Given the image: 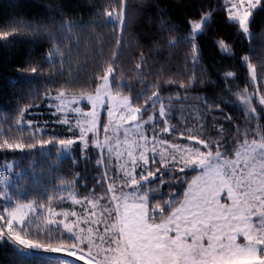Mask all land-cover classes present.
Segmentation results:
<instances>
[{"label":"trees","instance_id":"16d2710c","mask_svg":"<svg viewBox=\"0 0 264 264\" xmlns=\"http://www.w3.org/2000/svg\"><path fill=\"white\" fill-rule=\"evenodd\" d=\"M229 9L228 0H0V33H13L8 40H0V144L36 145L23 150L0 147V168L14 164V173L21 175L11 190V204L73 209L71 203L63 204L64 187L77 199L96 202L104 197L106 200L98 203L100 209L103 201L108 203L107 177L104 168L96 164L97 151L89 148L85 160L81 147L76 146L71 157L59 159L57 144L41 145L39 141L70 138L63 126L54 123L58 118L47 97L59 92L72 96L95 93L102 69L110 64L117 75L112 90L129 96L133 106H141L142 98L151 95L149 86H156L160 99L147 101L149 111L141 119L159 117L163 103L164 118L174 128L171 140L177 137L194 146L201 140L223 144L221 153L232 157L244 139H264V104L260 103L264 97V0L252 10L249 36L230 19ZM109 12L122 14L126 32L117 28L114 18L107 17ZM209 12L207 26L197 37L199 64L194 66L189 62L192 45L187 38L192 23ZM65 24H70L71 30ZM165 24L175 30L172 38H183L175 46L162 35ZM36 29L53 36H38ZM219 41L229 46L233 55L222 52ZM244 56L257 70L254 81L241 60ZM228 72L234 77H226ZM181 84L190 86L182 88ZM241 93L253 95L251 108L241 103ZM21 120L44 125L49 132L32 135L27 127H19ZM195 175L165 172L163 178H172V186L162 188L160 194L174 193L180 201ZM46 232L31 234L29 239L44 242ZM0 264L54 263L39 256H21L10 243L0 242Z\"/></svg>","mask_w":264,"mask_h":264},{"label":"snow or ice","instance_id":"6c2138e0","mask_svg":"<svg viewBox=\"0 0 264 264\" xmlns=\"http://www.w3.org/2000/svg\"><path fill=\"white\" fill-rule=\"evenodd\" d=\"M231 3V0H229ZM247 3V7L243 12L239 11L237 4H232L228 10V15L231 20L239 25L242 33H249V18L252 16V10L260 5V0H240V5ZM123 3L121 7H123ZM108 18H114L117 28H123L124 32L127 31V23L122 19V14L109 12L106 14ZM212 13L209 12L204 15L198 22H193L191 25L192 31L188 36V42L192 45L190 49L189 62L193 65L199 64V46L197 44L198 35L207 26ZM31 28V25H27ZM64 27L71 30L70 24H65ZM36 34L46 35L52 38V33H45L43 29H36ZM11 32L0 33V40H8L12 36ZM162 35L169 37V45L175 46L183 38L174 39L175 30L168 27L166 24L162 25ZM220 50L228 55H233L229 46L225 45L222 41L216 42ZM251 47V46H250ZM242 62L251 70V78L254 81L256 78V68L251 64L250 58L244 56L241 58ZM118 63V59L116 60ZM137 69L140 68L138 64ZM33 73L37 72L36 68H32ZM261 71L264 72V59H261ZM102 75L98 77L100 85L95 89L96 95L82 96L81 99L88 100L92 103V111L87 113L89 123L80 129L79 141L82 144L81 156L87 159V151L89 142L86 139V134L92 132L96 137L93 144L97 149L103 151L111 148L109 137L107 133L108 127H104L103 131L106 133L103 141L99 139L100 127L98 126V113L97 108H103L100 103L103 97H108L110 100H117L119 93L116 95L111 94V84L117 79L116 69L110 64L106 69H102ZM226 77H234L231 72L225 73ZM170 82V81H169ZM182 88L188 86L181 84ZM155 85H150L149 90L151 95H145L142 98L141 106H133V102L128 96H119L118 109L120 115L117 117L122 122H136L139 118L147 115L149 108L147 101L155 98L160 99V93L155 90ZM64 92H59L57 99H62ZM250 99V98H249ZM245 100V103H248ZM260 103L264 104V97L260 98ZM207 105V101H205ZM209 107L211 105H208ZM117 109H107L108 116L111 118L113 112ZM57 111H61L57 108ZM72 111L80 112L79 108H73ZM254 112L255 110L252 109ZM159 116L164 118L167 116L165 106L163 103L159 108ZM153 121V117L149 116L145 123ZM59 123L71 125L68 119L60 120ZM111 124L112 121L109 120ZM159 123V121H156ZM140 125L137 124V127ZM120 125L117 124L113 132H118ZM169 131L167 124L163 129L153 127V132ZM248 133H245V137ZM194 139V137H189ZM140 141L137 143L139 152L134 154L130 149L127 151V156L130 160L131 168L122 166L123 185L119 187L121 195L117 196L118 190L116 182L111 179L107 185V192L112 193L108 197V207H105L104 214L112 217L115 213L116 223L110 227L114 230L115 234L111 235L108 240L104 236H99L97 241L91 235L92 228L88 229V235H81L84 230L80 229L79 232L74 231V224L65 223L64 220L48 219L47 224H62L67 233L72 234L73 239L65 242L61 238V234L57 231L55 235L50 230L43 235V241L40 239H25L16 231V227H20L21 231L27 228V211L33 208L32 204L19 205L15 210L8 211L7 215H0V235L3 234L4 228H7L9 238L15 233L14 240L19 245L24 246L25 250H19L21 256L30 255H44L49 259L55 254L58 264H69L67 258H62L60 254L66 253V257H76L77 260H85V264H93L95 257L93 256V247L95 246L96 257L101 259L96 261V264H264V139L257 141L252 140L251 145H248L247 139H244V152L239 151L235 153L237 159L234 161H226L229 167L221 168L214 166L213 162L220 160L222 156L227 153H221L220 148L224 147L223 144H207L205 141H199L203 144L206 151H190L181 149L179 145H172L176 153H180L179 158L176 154L167 152V146L164 152L160 153L159 161L152 160L153 167H149L150 159L147 154L149 141L147 137L141 133ZM56 142L53 139L47 141L40 140L39 143L52 144ZM155 136L151 141L153 149L156 144ZM76 140L59 139L58 144L65 149L71 148ZM163 144V141H160ZM239 144L240 141H237ZM9 149L23 150L25 147L34 148L35 143L24 145L17 143L15 145L9 144L4 141L0 147ZM215 147L217 150L215 154L211 148ZM257 148L259 152L257 153ZM184 152H189L184 155ZM255 153V155H252ZM117 156L122 155L117 151ZM163 166L170 173L178 171L183 173L185 169H201V175L192 180V186L199 185L201 181L204 184L200 188L201 195L189 199L192 196L191 191L186 194L183 202L179 201L174 193L169 194V197L163 202L150 200V194L155 193L157 188L149 187V181L156 179L157 174L160 177V184L167 183L164 181L163 171L161 167L155 166L156 164ZM97 165H104L105 159L98 157ZM171 165V166H170ZM242 165V167H241ZM137 167L141 170L136 172ZM247 175H245V170ZM211 176L208 180L206 177ZM227 177V178H226ZM175 178V177H174ZM100 179H103L101 177ZM181 183H185L182 177H179ZM125 187L132 188L133 192L124 193ZM227 189V196L232 201L231 206L221 205L219 202V194L222 190ZM76 203H81L77 200ZM91 203V201H90ZM179 204V207H175ZM95 206V205H94ZM175 208V210H172ZM25 209L27 211H25ZM51 212V209H48ZM76 216V213H71ZM95 215V213H93ZM253 217H258L253 220ZM16 221V227L13 222ZM159 221V222H157ZM91 224L98 223L97 220H90ZM78 223V222H77ZM22 226V227H21ZM105 233L109 232V226H105ZM175 233V235H171ZM240 236H243L246 243H237ZM191 238L189 242L188 238ZM205 239L207 243H205ZM107 243V248H102L100 245ZM114 245V246H113ZM87 247L85 253L84 248ZM79 253V255H78ZM87 257V259H85ZM74 264V262H72Z\"/></svg>","mask_w":264,"mask_h":264},{"label":"rangeland","instance_id":"374dc122","mask_svg":"<svg viewBox=\"0 0 264 264\" xmlns=\"http://www.w3.org/2000/svg\"><path fill=\"white\" fill-rule=\"evenodd\" d=\"M259 6L260 5H258L257 8ZM251 18L252 16L249 18V21H251ZM11 25H14V24H11ZM246 35L249 36V33H246ZM118 93H119V96H127V95L122 94L121 92H118ZM111 94L112 95L117 94V92H114L112 90V84H111ZM87 95H90V94L72 96L64 92V96L62 99H57L58 93L47 97L49 108L52 110V114L56 116L57 118H59L60 120L68 119L72 130L71 131L69 130V124L59 123L58 121L57 122L55 121L54 123L60 126H63L66 129V132L68 133L70 138L77 141V143H75L71 148H68V149H65L62 146H60L57 141L52 143V145L57 144L59 147V150H60L59 159L71 157L73 155V150L74 148H76V146H80L82 149V144L79 141L80 129L77 127V124H79L81 127H85L89 123L90 118L87 117V113L92 111V103L88 100L81 99L82 96H87ZM91 95L95 96L96 92ZM119 96L117 97V100H110L106 96L103 97L100 101V103L103 105V108H99V107L97 108L98 126L100 127L99 139L101 141L104 140L106 133L103 131V129L104 127H108L109 131L107 133V136L109 137L110 145L113 150L109 152L107 147L104 148L103 151H101L100 149H97L93 144L96 137L93 135L92 132H88L86 134V139L89 142V148H92L95 151H97L99 153L100 158L105 159V164L101 165V167H103L105 170L108 183L111 182V179L115 180L117 188H118L116 192L117 196H120L122 194L121 191L119 190V187L123 185V182H124L123 174L121 171L122 166H127L128 169L131 168L130 160L127 156V151L131 149L134 152V154L139 152L137 143H141V144L143 143L142 141H140L141 133H143L149 141L147 154L150 159V163H149L150 168L153 167V164H152L153 159L156 161H159L160 153L164 152L165 146H167V152L165 153V155L174 153L177 155L178 158H179L180 153H176L175 149L171 147L172 145H179L181 149H187L189 150V152L195 151L197 149H199V151H206L203 147L200 146V143L194 146L193 144L187 145L184 141L180 140L177 137L171 140L169 137L172 135L174 128L171 125H169V123L167 122L168 121L167 119L161 118L160 116L157 117V115H152L151 117H153V121L150 123H145V121H147L148 119L142 120L141 118H139L138 121L136 122H122L118 120L117 117L120 115V111L118 109ZM239 97H241L242 99L241 103L243 105H249V108H251L252 99H254L252 94L246 95L245 93H241ZM156 100L157 99L154 98V103L156 102ZM245 100H248L249 102L245 103ZM57 108H60L61 111H57ZM73 108H79L80 112L72 111ZM109 108L117 109L116 111L113 112V115L111 118L108 116V112H107V109ZM25 114L27 113L25 112ZM109 120L112 121L111 124L109 123ZM156 121H159V123H156ZM117 124H119L120 127H119L118 132L114 133L113 129L115 128ZM137 124H139L140 126L137 127ZM165 124H167L169 131L153 132V127H156L158 129H163ZM19 127H23V128L27 127V129H29L30 132H32V135H35V136H37L36 134L42 135L44 133L49 132L46 126L34 125L33 122L27 121V120H23V121L21 120ZM154 136H155V140L157 141L155 144V149H153V146L151 143ZM160 141H163V144H161ZM257 141L259 142L261 140H257ZM251 143L252 141L248 142V145L250 146ZM117 151L120 152L122 155L117 156L116 154ZM237 151L243 154L244 144L241 147H239ZM189 152H184L183 154L188 155ZM212 152L213 154H215L216 151H212ZM258 152H259V149L257 148V153ZM252 155H255V153H252ZM236 159L237 157L235 154L232 157L222 156L220 160L214 161L213 165L214 166L218 165L223 169V168L229 167V165L226 164V161H234ZM155 166L161 167L163 174H165V172H167L168 174H172L167 169H163V166L158 163ZM178 167L179 166H177V172H179ZM14 168H15L14 164H7L3 166L2 168H0V215L6 216L8 211L15 210L19 206V205H12L11 204L12 200L10 198L11 190L13 189V187L15 188L14 184L21 177V175H18V174L16 175L14 173ZM140 170L141 169L137 167L136 172L139 173ZM202 171L203 170L201 169H191V168L185 169L184 172H196V175L190 179L186 187V190L184 191V194L180 200L181 202L185 200L186 194H188L190 191L192 193V196L188 197L190 200L193 199L194 197H198L201 195L200 188L204 184V181H201L199 185L192 186L191 189L189 186L192 185L193 179L201 175ZM247 171L248 170L246 169L245 175H247ZM206 179L210 180L211 176L206 177ZM159 180H160V177H159V174H157L156 179L149 181V187L157 188L158 186V190L155 193L150 194V200L153 197V195L161 196L162 199H160L158 202H161L163 204L164 202L163 199L166 200L169 197V195L167 194L165 197V195L160 194V191H162V188H166L167 186L169 187L172 186V178H168L166 180L164 179V181H169V182L163 183V184H160ZM123 192L131 193L133 192V189L125 187L123 189ZM62 194L66 198V199L62 198V200H64L63 204L71 203V206L73 209L66 207V209L59 211L53 208L39 207L37 204L32 203L33 208L30 211H27L25 209V211H27L26 224L28 225V227L24 228L21 231L20 227H16L17 222L14 221L13 224H14V227H16V231H19L20 235L23 238L29 239V236L31 234L37 235V234H40V232L42 234V232L53 230V231H58L62 235L61 237H66L72 240L73 239L72 234L67 233L62 224H47L46 223L48 219H55L57 221L64 220L65 223L74 224L75 225L74 231L79 232L80 229H83L84 231L80 234L85 235V236L88 235V229L92 228L91 235L97 241L99 240V236H104L105 240H108L111 235L115 234L114 230H112L110 226L116 223V220H115L116 214L113 213L114 215L112 214V217H109L104 214L105 207H108L107 205L108 203L106 201H103L104 205H102L103 206L102 209H100L99 208L100 206L98 205L100 200H106L104 197L100 198L99 201H96V202H94L93 199H77L75 197V194L74 193L72 194L70 192L69 187H64V189L62 190ZM108 194H109L108 197L112 195V193H109V192ZM218 198H219V202L221 205H227V206L232 205V201L227 196L226 188L220 192ZM77 200H80L81 203H76ZM3 202H8V205L6 204L5 206H3L4 205ZM179 206H180L179 204L175 205V207H179ZM48 209H51V212H49ZM172 210H175V208H173ZM73 212L76 213V216L71 215V213ZM93 213H95V215H93ZM257 219L258 217H253L254 221ZM90 220H97L98 223L93 225L89 222ZM3 223H4L3 221H0V224H3ZM106 225L109 226L108 233H105L104 231ZM171 235H175V233H171ZM14 236H15V233L12 234V238H9V235L7 233V228L5 227L3 234L0 235V242L10 243L11 245H13V247L17 251L25 250L24 246L19 245V243L14 240ZM188 240L189 242H191L190 237L188 238ZM205 243H207L206 239H205ZM237 243L243 244V243H246V241L244 240L243 236H240L237 240ZM100 246L102 248H107L109 245L107 243H102ZM84 251L85 253L87 252V247L84 248ZM96 251L97 249L94 246L92 254L95 257V260H93V264H96V261L101 259V257H96ZM33 256H39L41 258H44L47 261H52L54 264H58V260L55 258V254H53V257L51 259H49L47 256H44V255H30L26 257H33ZM60 256L62 258H67L69 261V264H72V262H74V264H85V260H77L75 256L66 257V253H62L60 254ZM85 259H87V257Z\"/></svg>","mask_w":264,"mask_h":264},{"label":"crops","instance_id":"0c3cea01","mask_svg":"<svg viewBox=\"0 0 264 264\" xmlns=\"http://www.w3.org/2000/svg\"><path fill=\"white\" fill-rule=\"evenodd\" d=\"M229 1V0H228ZM237 4L238 5V8H239V11L240 12H243L244 9L247 7V3L245 2L244 5H240V0H231V3L229 2L230 4V8L232 7V4Z\"/></svg>","mask_w":264,"mask_h":264}]
</instances>
